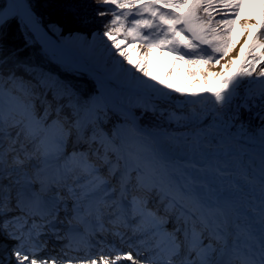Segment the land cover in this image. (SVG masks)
<instances>
[{
	"label": "snow or ice",
	"instance_id": "1",
	"mask_svg": "<svg viewBox=\"0 0 264 264\" xmlns=\"http://www.w3.org/2000/svg\"><path fill=\"white\" fill-rule=\"evenodd\" d=\"M95 2L97 15L109 19L102 33L92 32L91 47L104 58L107 79L130 90L141 115L167 111L168 121L179 123L185 114L162 105L183 97L177 104L193 105L192 117L211 102L220 119L246 85L243 103L225 123H239L238 140L259 141V171L254 175L250 160L229 187H258L259 204L219 194L203 165L176 163L175 138L141 128L131 110L82 99L71 85L15 61L7 76L0 72V233L16 243L0 264H264V0ZM15 17L11 8L0 11V29ZM22 20L36 28L31 13ZM154 55L170 58L163 76L151 70ZM179 63L186 80L214 86H177ZM18 68L30 78L18 76ZM241 109L256 110L258 129L245 127ZM109 111L122 123L105 130ZM61 211L72 213L64 235L57 228L65 224ZM46 232L67 243L41 257ZM109 233L127 251L101 240L94 253L96 235Z\"/></svg>",
	"mask_w": 264,
	"mask_h": 264
},
{
	"label": "bare ground",
	"instance_id": "2",
	"mask_svg": "<svg viewBox=\"0 0 264 264\" xmlns=\"http://www.w3.org/2000/svg\"><path fill=\"white\" fill-rule=\"evenodd\" d=\"M8 2H10V0H8ZM28 13L31 12L27 5L24 4L23 12H17L15 19L25 26L22 17H25ZM31 15L33 16L32 13ZM35 21L36 28L32 29L31 27H28V29L32 31L38 43L54 61L68 66L75 71L84 70V63L86 64V60H92L96 63L101 64V74L97 72L98 75L94 76V79L97 81L96 87H98L100 91L99 98H101V102L107 103L111 108L117 111L125 109L131 110L135 113L133 107L127 106L121 100L118 101L112 89L106 84L105 78L108 77V67L105 64L104 58L100 54L99 49H93L91 47L92 36L89 37L85 34H79L75 36H60V34H58L59 39H55L52 38L49 33L45 32L44 29H42L36 19ZM152 61L153 62L151 65V70L153 74L157 76H163V74L167 71V66L170 62V58H161L154 55ZM177 68L180 71V78L174 80V83H176V85L179 87H187L192 90H196L203 87L214 86L194 80H186V66H184L182 63H179L177 65ZM138 123L141 128H144L140 125L139 120ZM238 133L230 136L228 138V143L224 146H214L212 148L207 146L202 141L204 135L203 133H196L188 142L175 140V143L171 145L170 155L172 159L178 164L184 165L190 162H195L197 168H200L202 165L208 168L209 171L206 175V179L214 188L219 190V194L223 196H230L238 204L249 205L250 203L254 202L255 206H258V187L253 189L249 185H244L242 181L240 182L242 187V190L240 191L233 190L229 187L230 182L235 180L236 176L241 171H243V169L247 168L250 160L254 161L256 165V172L254 173V175H258L259 171V141H256L255 143H249L247 140H238ZM163 134L172 137V135H169L167 133ZM213 168H225L227 174L223 177L217 176L214 172H211ZM17 214L18 213H10L9 215L11 216ZM65 231L66 230H64L63 232ZM43 240L46 241L47 247L45 248L44 252L40 254L41 256H43V254L45 255L48 250V253L50 255H56L60 253L64 244L67 243V241L64 242L65 240H57L55 235L50 232L45 233V235L43 236ZM101 240V236L97 234L93 240V243L97 244V241ZM15 243L16 242L12 240H7L5 236L0 233V259L7 260L8 254L5 255L4 253L7 251H11ZM99 247L100 245L97 244V246L93 248L92 251L94 253L99 252ZM5 249L7 251H5ZM80 254L82 255L83 253L81 252ZM12 260L14 261V257L12 258Z\"/></svg>",
	"mask_w": 264,
	"mask_h": 264
},
{
	"label": "trees",
	"instance_id": "3",
	"mask_svg": "<svg viewBox=\"0 0 264 264\" xmlns=\"http://www.w3.org/2000/svg\"><path fill=\"white\" fill-rule=\"evenodd\" d=\"M25 1L45 29L55 24L66 35L81 33L90 36L96 30L102 33V23L108 19V17L101 18L97 15L96 9L99 5L96 4L95 0ZM3 6L4 1L0 0V10ZM80 17H88L94 22L84 26L79 22ZM0 61H6V63L0 64V72L5 76L8 75V70L14 67L15 61H23L35 68L38 73L50 74L56 81L71 85L82 99L91 98L97 91L94 82L85 74L76 73L52 62L41 50L29 31L20 26L16 19L14 22H9L3 29H0ZM16 74L18 76L23 75L25 79L30 78L24 73L22 68L16 69ZM241 112L242 120L260 125L261 122H258V118L252 117V113L244 112L243 109H241ZM136 113L139 116L140 125L147 128H151V125L146 124L145 121L155 122L159 119L158 113L156 115L151 112H145L143 115H141V111ZM249 117H252L250 121ZM116 122H118V118L109 111L108 122L104 127L105 130H110ZM164 124L168 125L167 123ZM169 125L172 126V124Z\"/></svg>",
	"mask_w": 264,
	"mask_h": 264
},
{
	"label": "rangeland",
	"instance_id": "4",
	"mask_svg": "<svg viewBox=\"0 0 264 264\" xmlns=\"http://www.w3.org/2000/svg\"><path fill=\"white\" fill-rule=\"evenodd\" d=\"M4 4H5V2H4ZM105 17H108V16H105ZM108 19H109V17H108ZM36 20L39 22L38 19H36ZM23 27H25V26L23 25ZM58 28H59V31H55V32L52 31L50 27L48 29H45V28L44 29L50 34V36L52 38H55V39H59L58 34H60V36H75V35L81 34V33H74L71 35H69V34L66 35V34H63V31L61 30V28L59 26H58ZM29 33L32 35L33 39L35 40L34 35L30 31H29ZM91 36H92V34L89 37H91ZM37 44H38V42H37ZM38 45L40 46L41 50L49 57V59L52 62L58 64L56 61H54L50 57V55L44 49H42V46L40 44H38ZM86 63L89 65V60H86ZM63 67H66V68H68V69H70L76 73H81V72H78V71L71 69L68 66L63 65ZM96 68H97L96 71L99 74H101L100 70L102 68V65L98 63ZM102 73H103V71H102ZM82 74H84V73H82ZM105 81H106V84L112 89V91L116 95V98L118 99V101L121 100L127 106L132 107V105L135 103V97H133L131 95L130 90L126 86L120 85V84L116 83L115 81H110L107 78H105ZM95 87H96V85H95ZM245 87H246V85L241 87L239 96H237L232 101L230 107L225 108V110H224L225 115L223 117H221L220 119H216V113L212 110L211 102L207 103L204 110L200 113L199 116L192 117L190 109L193 107V105H188L187 107H184L182 105L178 106L177 101L183 102L184 98L183 97H177L176 101H173L171 104H163L162 108L167 109V110H173L174 109L178 114L183 113L187 117L186 119L181 120L179 123L169 122L167 119V111H165L163 116L160 115V112H157L159 114V116H158L159 119H157L155 122L145 121V123L151 125L150 126L151 128L150 129L148 128L149 130L167 133L169 135H172V137H174L175 140H177V141H187L188 142L191 140V138L196 133H199V134L203 133L204 135H203L202 141L207 146H209L210 148H212L214 146L222 147L228 143V138L230 136H233L234 134H237L240 131L239 123H237L236 126L229 128L228 123H225V121L227 120V115L230 112H235L237 105L243 103L242 97L244 95ZM96 90H97L96 93L94 95H92V97H100V91H99L98 87H96ZM195 107H197V109L199 110L200 105L197 104V105H195ZM133 109H134L135 113L137 111H141L140 109L135 108V107H133ZM255 111L256 110H253L251 112L252 117H254V118H255ZM110 112H112L118 118V122H116L112 126V128H113L114 126H117L120 123H122V119L120 117H118L113 111H110ZM136 116L139 120V116L137 115V113H136ZM244 122H246L245 127L249 131H251L253 129H258V127H259V125L257 123L253 124L251 122L252 123V124L250 123L251 127H249V123L247 121H244ZM258 122H260L259 119H258ZM164 123H167L168 125H166ZM106 124H103V127H105ZM169 124H172V126ZM68 150L71 151V147H69ZM211 172H213V171H211ZM68 207H69V209L71 208V201L68 202ZM71 215H72V213L70 211L67 214H65L64 211H61L59 213V219L65 221L64 225L57 224V228L60 229L61 235H64L63 231L66 230V227H67V219L70 218ZM167 227L169 228V230H171V228L173 227V224L171 221L169 222ZM101 238H102V240H106L107 243H113L114 242V243H116L117 247H123L124 250L127 251L126 245H123V246L120 245L119 241L115 240L111 236L110 233L106 234L104 237H101ZM205 242H207V241H205ZM9 253H10V251H7L4 254L7 255ZM97 254H98V252H97ZM2 256H3V254H2ZM41 257H43V256H41ZM141 259H143V257H141ZM124 264H128V262L125 261Z\"/></svg>",
	"mask_w": 264,
	"mask_h": 264
},
{
	"label": "water",
	"instance_id": "5",
	"mask_svg": "<svg viewBox=\"0 0 264 264\" xmlns=\"http://www.w3.org/2000/svg\"><path fill=\"white\" fill-rule=\"evenodd\" d=\"M24 4L27 5L26 1L25 0H10V2H8V0H5V6L4 8L2 9V11H6L8 10L9 8H11L15 13H22L23 10H24ZM28 7V5H27ZM29 8V7H28ZM30 10V8H29ZM30 12L33 14L34 18L37 19V17L35 16V14L30 10ZM39 25L41 26V24L39 23ZM42 27V26H41ZM28 29V28H27ZM42 29H44V27H42ZM29 30V29H28ZM45 30V29H44ZM31 33L32 31L29 30ZM45 32H47L45 30ZM48 33V32H47ZM35 38V37H34ZM36 40V38H35ZM37 41V40H36ZM38 42V41H37ZM43 49V48H42ZM58 63V62H57ZM60 64V63H58ZM62 65V64H60ZM98 63L92 61V60H89V65L86 63H84V70H79L78 72H81V73H84L85 75H87L94 83L95 85L97 86V81L94 79V76L95 75H98L97 74V71H96V67H97ZM63 66V65H62ZM93 69V70H92Z\"/></svg>",
	"mask_w": 264,
	"mask_h": 264
}]
</instances>
